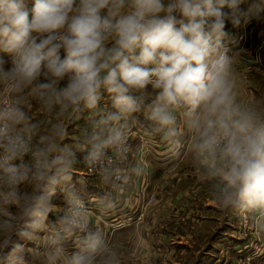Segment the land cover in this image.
Returning <instances> with one entry per match:
<instances>
[{
	"label": "clouds",
	"instance_id": "obj_1",
	"mask_svg": "<svg viewBox=\"0 0 264 264\" xmlns=\"http://www.w3.org/2000/svg\"><path fill=\"white\" fill-rule=\"evenodd\" d=\"M252 18L264 21V0H0V51L11 57L8 69L0 60V249L19 236L36 242L40 264H125L96 221L144 173L129 161L139 129L189 156L217 208L245 220L264 253V100L246 93L241 54L225 43L227 24ZM85 111L89 127L63 143ZM81 168L111 189L95 209L73 183ZM13 251L26 264L23 246Z\"/></svg>",
	"mask_w": 264,
	"mask_h": 264
},
{
	"label": "crops",
	"instance_id": "obj_2",
	"mask_svg": "<svg viewBox=\"0 0 264 264\" xmlns=\"http://www.w3.org/2000/svg\"><path fill=\"white\" fill-rule=\"evenodd\" d=\"M26 3L29 9L33 7V4L30 5L27 0ZM241 7L246 10L248 4ZM29 19H31V15ZM250 20V24L254 21V25L249 24L247 27L246 45L247 43L251 45L249 41L251 42L252 28L256 22L255 18ZM237 28L229 23L226 26V31L230 33V31H236ZM262 28L256 30V42L262 34ZM231 42L232 39L229 36L225 43L229 46ZM63 55L64 53L61 51V56ZM242 60L244 62H239V72L246 82V93L256 99L264 100V67H255L253 59L249 55ZM242 63L246 67H243ZM100 104L101 106L108 104L110 107L111 101L108 97L103 96ZM137 116L143 120L142 114H137ZM89 124V113L85 111L80 114L79 119H74L69 123V135L63 143H75V138L79 137L89 127ZM137 130V138L134 141L132 157L129 161L130 163L143 164L144 173L134 178L129 184L121 198L119 207L114 212L97 217V224L104 229L110 240L122 247L125 253V264H221L222 258L211 257L213 255H211L210 249L216 248L215 250L219 251L224 247L227 249L228 246L222 247L224 245L222 244L223 236L229 231V224H226V220L234 217L236 221L237 215L221 212L217 208L210 196L208 186L199 179L189 156L174 157L167 144L159 136H146L142 130ZM77 155L81 156L82 154L78 153ZM73 183L84 202L94 205V208L96 205L92 202V198L102 196L111 190L100 183L98 176H87L81 172L73 175ZM146 183L151 185L149 193L156 194L157 203L155 206L145 208L143 218L138 221L135 219L143 206L142 199L137 197L138 189ZM53 203L58 208L66 206L65 195L60 189H57L53 196ZM59 215L60 213L50 214L48 223L57 221ZM130 217L134 221L123 228L113 229L110 225L115 221ZM231 228L232 226L230 230ZM232 233H237L236 228L232 230ZM38 235H42V233H38ZM208 236L211 241L207 245L203 243L204 246H201V242L205 241L203 239ZM240 237L245 238L242 235ZM250 238L246 237L245 241ZM134 240L138 241V248L133 244ZM19 241L26 246L27 250L36 247L34 240L22 239ZM216 242L218 243L216 244ZM130 246L132 247L131 254L129 253ZM66 247L69 252L76 250L70 241L66 243ZM10 253L11 250L10 252L8 250V252L3 251L0 254V264L12 263ZM31 262L40 264L38 259H33Z\"/></svg>",
	"mask_w": 264,
	"mask_h": 264
},
{
	"label": "rangeland",
	"instance_id": "obj_3",
	"mask_svg": "<svg viewBox=\"0 0 264 264\" xmlns=\"http://www.w3.org/2000/svg\"><path fill=\"white\" fill-rule=\"evenodd\" d=\"M29 2L30 5H32L34 3V0H27ZM250 25H254V21H252V23ZM264 23H262V21H257L255 22V26L252 28V32H251V37L249 41V43H251V45H246V56L249 55L252 59H253V65H255V67H264V52H257V47L259 46L260 43V38L259 40H257V42L255 41V33L256 30H258L259 28L263 27ZM262 50V49H261ZM257 54L259 55V57H257ZM64 56V55H63ZM63 56H61L63 58ZM259 58L258 61H256L255 59ZM243 57L240 56L239 62L243 61L242 60ZM0 60L4 61L3 67H11V57L9 54L0 51ZM244 62V61H243ZM243 67H246L244 63L241 64ZM102 97H108V93L106 92V90H102ZM108 105V104H107ZM109 106V105H108ZM221 219V218H220ZM48 223V221H47ZM229 224V231L226 232V235L223 236V240L224 242L222 244V247L224 246H228L227 249L224 247L221 251H219L218 249L215 250L216 248H212L211 250V257L213 258H222V262L221 264L224 262V264H239L240 261L243 259H250L251 264H264V253H258L256 251V248L253 244V240L255 239V237H253L248 231H247V222L244 225L243 222H240V217H236V221L234 217H231L228 221L226 220V224ZM232 226L231 230L230 227ZM234 228H236L237 233L234 234L232 233V230H234ZM240 235L244 236L245 238L240 237ZM251 237L248 241H245V239ZM23 238L19 237V236H13L11 242L4 247L3 249H0V254L3 253V251L10 252L11 250V255H12V259H11V264H13V261L16 257V255H18L17 253H14V248L17 244L22 245L23 246V257L24 260L26 262V264H32V260L33 259H37L35 257H32L31 253L26 249V246H24L19 240H22ZM200 239H202V237H200ZM242 239V240H240ZM201 242V246H204L203 243H205L206 245L208 244V242L211 241L210 237L208 236L206 239L204 238ZM244 240V241H243ZM242 241V242H239ZM219 242V241H218ZM216 242V244L218 243ZM236 243V244H235ZM239 243H243L242 245ZM256 243H260L258 240L256 241ZM34 246V245H33ZM32 247V246H30ZM221 247V248H222ZM35 248V247H34ZM27 251V252H26ZM209 252V251H208ZM210 253V252H209ZM207 264V263H205ZM210 264V263H208Z\"/></svg>",
	"mask_w": 264,
	"mask_h": 264
},
{
	"label": "built area",
	"instance_id": "obj_4",
	"mask_svg": "<svg viewBox=\"0 0 264 264\" xmlns=\"http://www.w3.org/2000/svg\"><path fill=\"white\" fill-rule=\"evenodd\" d=\"M251 20L248 21V23H242L236 31H230L229 36L232 39V42L230 43V45L228 46L233 52H239L241 55V57H245L246 56V42H247V38H248V25L250 24ZM262 49V50H261ZM257 52L261 53L264 52V26L262 28V34L260 35V43L259 46L257 47ZM259 53V54H260ZM257 57H259V55L257 54ZM259 58H256L255 60L258 61ZM137 134H138V130L134 131L133 136L130 138L129 143L132 145V149H133V144L135 139L137 138ZM141 148V147H140ZM82 156V155H81ZM132 157V153L129 156ZM81 173H83L84 175L87 176H91V175H95L98 176L90 171H84L82 168L79 170ZM151 185L149 183L143 184L141 188L138 189V194L137 197L141 198L143 201V206H142V210L141 212L138 211L136 219L140 221L143 216H144V210L145 208H147L148 206H155L157 203V197L156 194L153 193H149V191H151ZM87 206L94 208V205L88 204L86 203ZM95 209V208H94ZM134 220L132 219V217L124 219V220H118L115 221L113 223H111L110 225L113 227V229H117V228H123L127 225H129L131 222H133ZM97 222V221H96ZM240 222H243V224H246V221L243 220L242 218H240ZM50 227L51 226H55L57 224V221H53L50 223H47ZM71 242V241H70ZM239 264H251L250 259H242L240 261Z\"/></svg>",
	"mask_w": 264,
	"mask_h": 264
}]
</instances>
